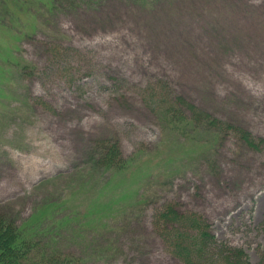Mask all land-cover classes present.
I'll return each instance as SVG.
<instances>
[{
	"label": "rangeland",
	"instance_id": "1",
	"mask_svg": "<svg viewBox=\"0 0 264 264\" xmlns=\"http://www.w3.org/2000/svg\"><path fill=\"white\" fill-rule=\"evenodd\" d=\"M1 1L3 210L23 221L44 199L62 197L84 235L67 239L62 224L66 252L107 254L112 264H185L154 225L172 203L204 217L213 253L239 248L249 264H264V144L242 148L228 136L214 171L200 161L171 176L169 167L207 146L178 140L153 110L183 96L264 139V0ZM101 137L138 161L110 181L84 155ZM149 173L161 189L137 211L132 192ZM95 229L105 233L88 249Z\"/></svg>",
	"mask_w": 264,
	"mask_h": 264
},
{
	"label": "trees",
	"instance_id": "2",
	"mask_svg": "<svg viewBox=\"0 0 264 264\" xmlns=\"http://www.w3.org/2000/svg\"><path fill=\"white\" fill-rule=\"evenodd\" d=\"M88 1L62 0V6L65 3L75 5L77 2L92 5L95 0ZM156 1L146 0V3L152 6ZM1 2L5 4L4 0ZM153 110L163 130L173 133L178 140H189L191 143L207 146L195 157L180 162L181 166L169 167L172 171L166 172L171 173V176L183 172L186 168L197 169L200 161L206 163L209 172L214 171L219 164L214 155L218 154V148L228 136H233L242 148L257 150L264 144L263 138L253 136L243 126L206 112L183 96L167 100ZM84 155H87L88 162L93 164L91 170H94V174L110 172L108 181L124 175L138 162L135 157L125 158L119 142L113 138L101 137L95 140L92 145L85 146ZM91 174L88 179L95 177L92 171ZM153 175V173L143 175L137 183L139 186L132 192L131 203L136 206L137 211L156 202L161 189L158 187L161 183L157 182L161 181ZM152 183H155L157 188L151 191ZM62 203H65L62 197L46 198L38 203L34 213L23 221H20L18 214L12 213L9 209L3 210L0 206V264H112L111 257L107 254L102 257L86 254L83 256L66 252L61 248L62 227L71 228L67 239L76 240L84 236L81 232L82 227L76 223V212L72 210V206L64 207ZM154 225L163 233L170 252L185 264H204V261L214 256L223 261V264H249L245 260L247 255L239 248L227 247L220 253H213L210 245H216L214 235L204 217L196 212L185 213L176 205L168 203L155 215ZM169 227L170 230L166 233L165 230ZM91 231L96 235L91 236L88 249L96 243L98 236L105 233L102 231L99 235V230ZM209 255L211 256L208 257Z\"/></svg>",
	"mask_w": 264,
	"mask_h": 264
}]
</instances>
